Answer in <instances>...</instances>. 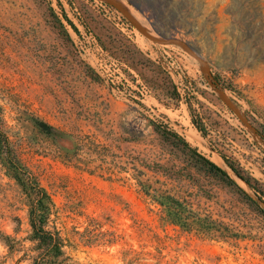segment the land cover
Wrapping results in <instances>:
<instances>
[{
    "label": "rangeland",
    "instance_id": "rangeland-1",
    "mask_svg": "<svg viewBox=\"0 0 264 264\" xmlns=\"http://www.w3.org/2000/svg\"><path fill=\"white\" fill-rule=\"evenodd\" d=\"M0 131L67 264H264V0H0ZM137 180L226 236L163 220ZM29 191L0 160V264L30 263Z\"/></svg>",
    "mask_w": 264,
    "mask_h": 264
},
{
    "label": "trees",
    "instance_id": "trees-1",
    "mask_svg": "<svg viewBox=\"0 0 264 264\" xmlns=\"http://www.w3.org/2000/svg\"><path fill=\"white\" fill-rule=\"evenodd\" d=\"M154 131L161 137L167 136L168 142L166 146H169L175 152H181L185 155L189 154L191 157L192 166L200 167L211 176L218 178L226 185L234 186L240 192V189L234 184V182L227 176V174L221 170L214 163L206 160L204 157L196 153L195 148H189V145L174 131L163 127L159 124H153ZM196 128L200 131L199 124H195ZM264 139V136H262ZM0 160L5 165L7 172L14 177L20 185L29 191V226L31 234L29 240L33 243L31 252L33 255L30 257L29 264H67V258L64 254L63 247L64 240L56 230L48 228L49 221V207L46 205L48 197L45 191L38 186V183L30 181L28 176L22 171V169L16 163L12 150L10 148V142L0 131ZM166 169V168H164ZM232 171L241 179L248 187H250L256 194H262L263 190L256 188L251 182H256L250 177H245L240 174L235 168L231 166ZM173 175V174H171ZM137 185L140 188V192L147 197L152 203L159 207L160 215L163 220L170 222L178 226L182 231L194 232L201 236L215 237L214 232L220 231V236L226 235L221 231L218 224L213 222L208 216H202L195 212L190 207L188 201L184 198H179L178 195L171 193L168 190L152 189L151 184L137 180ZM242 193V192H241ZM244 195V193H243ZM260 197V196H259ZM246 201L252 200L244 197ZM231 235V234H230ZM218 237V236H217Z\"/></svg>",
    "mask_w": 264,
    "mask_h": 264
},
{
    "label": "bare ground",
    "instance_id": "bare-ground-1",
    "mask_svg": "<svg viewBox=\"0 0 264 264\" xmlns=\"http://www.w3.org/2000/svg\"><path fill=\"white\" fill-rule=\"evenodd\" d=\"M188 135L191 140H194V136H192L191 133H188Z\"/></svg>",
    "mask_w": 264,
    "mask_h": 264
}]
</instances>
